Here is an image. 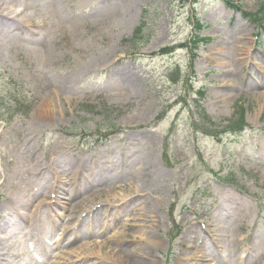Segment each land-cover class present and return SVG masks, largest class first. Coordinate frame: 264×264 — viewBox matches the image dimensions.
<instances>
[{
  "label": "rangeland",
  "instance_id": "obj_1",
  "mask_svg": "<svg viewBox=\"0 0 264 264\" xmlns=\"http://www.w3.org/2000/svg\"><path fill=\"white\" fill-rule=\"evenodd\" d=\"M123 1L71 0L76 33L58 39L49 69L1 51L0 185L13 176L0 210L21 185L31 208L48 205L43 225L58 226L49 242L83 217L107 233L84 243H107L100 254L118 234L122 246L146 244L149 264H264V89H254L264 82V0ZM114 5L123 23H102ZM235 46L238 64L227 61Z\"/></svg>",
  "mask_w": 264,
  "mask_h": 264
},
{
  "label": "bare ground",
  "instance_id": "obj_2",
  "mask_svg": "<svg viewBox=\"0 0 264 264\" xmlns=\"http://www.w3.org/2000/svg\"><path fill=\"white\" fill-rule=\"evenodd\" d=\"M125 1L127 0L123 2ZM114 6L102 17V23L107 25L108 23H123L122 7L118 5ZM74 9L75 7L71 0H0V55L3 50H6L8 54H12L15 49L23 54L24 52H27V54L32 53L34 55L32 59L39 69H49L57 63V59L60 56L58 39L61 37L62 41L60 43H62L64 39L72 35L74 36L76 33L77 26H75V23L72 21L73 17L71 14L68 13ZM33 24H36V31L31 27ZM29 29L32 30L30 31ZM230 59L238 64L244 60L243 51H241L238 46H235L232 55L228 56L227 61H230ZM102 60L103 58L101 57L89 58L83 64V71L90 72L93 69V63L95 62V64H97L96 62H102ZM125 77L128 90H130V92L135 91L136 87L134 86L131 76L125 75L124 78ZM258 88L264 89V82L262 80L256 83V87H254L255 90ZM51 102L50 99L44 102V104L49 106L48 109L50 114L52 111L54 112L51 107ZM39 115L34 118L36 120H33V122L38 124L43 122L44 117H40ZM153 157L154 156L151 155L148 158L147 164H142L141 169L143 171L146 170L147 165L151 164L153 167V162L155 161ZM41 167L40 164L35 163V168H38L35 174L38 171H40V173L38 175H33V183L35 184L38 182L39 184L35 186L39 188L44 186V171ZM140 173L144 174L143 172ZM12 176L13 175L8 177L5 176L0 187L5 188ZM71 180H76V177L73 176ZM28 181L30 182L31 180ZM26 184L27 183H25V185ZM64 186H67V184L65 183ZM142 188L143 184L140 186V189H137L135 192L142 194ZM13 189H15L16 192L13 191L9 195L5 192V195L8 196L4 198V203L0 210V264H9L8 259L18 260L12 264H20L19 261H25L26 264H76L80 262V259H82V261L86 260L87 257L83 256L90 255L91 253L88 254L87 252L94 246H98L100 250L98 254H91V257H96L97 259L95 263L91 264H149L147 260L151 250L146 244H141L142 246L135 248L122 246L118 244V234L114 235L113 238H108L113 245L111 246L113 249H110L109 253L106 255L100 254L102 248L107 244L101 242L102 244L99 245L97 243L84 244V250L77 253V261H72V257L65 258L60 255L53 256L44 245H41V235L39 236L40 232H38V228L41 224L40 212L42 208L45 207V203L40 202L31 208V202L27 198L28 196L18 193L21 189V185H19L18 188L13 187ZM63 191L69 193V191ZM138 205L141 209L136 206L137 212L141 213L142 211H147L149 203L142 199ZM135 219L134 216L132 220L134 221ZM14 222L19 223L18 227H12L15 226ZM129 226L130 225H127L126 227ZM215 226H218V224H215ZM8 232H10V234H8ZM72 233L76 235L75 232ZM68 236L66 232L61 234V238L64 240V243H59V248H63L61 253H66V248H74V242L76 240H72L71 235ZM106 236L107 235H103L101 238H105ZM148 236L151 235L149 234ZM29 242L35 243V246L38 247V254L43 256V260L32 257L34 252L31 250ZM116 245L118 248L114 247ZM147 245L149 246V244ZM79 257L83 258L79 259Z\"/></svg>",
  "mask_w": 264,
  "mask_h": 264
}]
</instances>
